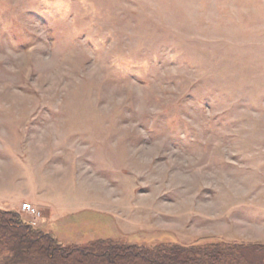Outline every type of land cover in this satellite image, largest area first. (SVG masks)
<instances>
[{
  "label": "rangeland",
  "instance_id": "rangeland-1",
  "mask_svg": "<svg viewBox=\"0 0 264 264\" xmlns=\"http://www.w3.org/2000/svg\"><path fill=\"white\" fill-rule=\"evenodd\" d=\"M0 209L67 244L264 243V0H0Z\"/></svg>",
  "mask_w": 264,
  "mask_h": 264
},
{
  "label": "trees",
  "instance_id": "trees-1",
  "mask_svg": "<svg viewBox=\"0 0 264 264\" xmlns=\"http://www.w3.org/2000/svg\"><path fill=\"white\" fill-rule=\"evenodd\" d=\"M0 255L15 264H264V243L131 244L120 238L67 244L15 210L0 209Z\"/></svg>",
  "mask_w": 264,
  "mask_h": 264
},
{
  "label": "built area",
  "instance_id": "built-area-1",
  "mask_svg": "<svg viewBox=\"0 0 264 264\" xmlns=\"http://www.w3.org/2000/svg\"><path fill=\"white\" fill-rule=\"evenodd\" d=\"M21 210L25 211L26 213H31L32 216L35 214V208L30 203H23Z\"/></svg>",
  "mask_w": 264,
  "mask_h": 264
}]
</instances>
